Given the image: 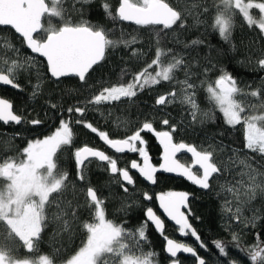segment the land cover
I'll use <instances>...</instances> for the list:
<instances>
[{
  "label": "snow or ice",
  "instance_id": "obj_1",
  "mask_svg": "<svg viewBox=\"0 0 264 264\" xmlns=\"http://www.w3.org/2000/svg\"><path fill=\"white\" fill-rule=\"evenodd\" d=\"M87 4L90 0H81ZM64 0H0V26H10L18 35L21 43L32 54L46 62V71L52 78L59 80L63 77H78L86 83L94 69L106 57L109 49L116 47L117 43H124L127 47L136 43V38L131 40L114 41L110 38V30L96 23L81 20L73 23L65 19ZM107 17L116 22H130L139 28L157 29L160 32L173 29V26L185 28L184 15L167 0H118L113 9L109 0H103L101 5ZM258 10V15L253 13ZM207 11V9H205ZM242 16L247 26L259 30L264 36V0H220L214 18L213 28L219 35L228 40L234 24V17ZM52 18H59L61 23L56 25ZM199 22V21H197ZM4 47L19 53L6 38ZM193 43H197L194 41ZM171 51V50H169ZM133 56H138V50H132ZM165 52L157 47L155 58L142 70L133 74L127 83L113 84L102 87L98 94L92 95L87 101L89 105H100L120 101L122 98L131 100L139 92L151 89L161 82H171L175 79V73L184 64L183 58L173 56L172 60L164 63L161 59ZM35 57L29 56L23 60L3 59L0 64V84L9 85L14 89H20L17 73L35 66ZM255 64L258 69L264 71V48H261ZM155 67L154 73L149 71ZM211 69L205 67L204 71ZM193 75L185 70V79L177 81L182 86L180 102L187 104L190 115L196 121L197 114L208 118L209 112H202L196 100L197 86L190 81ZM39 80V77L37 78ZM203 83V82H202ZM40 83L33 88V96L40 89ZM237 80L226 70L221 69V74L214 83H208L206 88L207 100L223 116V121L230 127L242 125L244 149L258 154L264 160V112L259 115L246 114V106L236 99L241 93ZM249 95L257 98L258 105H252L253 110L258 106L264 110V81L259 88L252 90ZM178 94L173 89L170 92L159 94L155 99V105L167 106L174 103ZM56 108V104H51ZM69 117L78 114L76 124L83 126L96 134L99 140L117 154H138L140 161L131 159L124 167L119 166L118 158L108 155L105 151L87 144L75 147L73 151L77 169V180L85 182L86 170L90 158L106 162L107 171L113 177H118L117 183L124 193L129 192L128 186H134L136 180L131 174L135 170L139 177L151 185L158 183V172L175 173L183 177L191 184L204 190H211L212 181L230 170L232 164L243 166L237 173L240 179L226 181L221 185V190L226 191L232 197L225 199L223 208L229 214V218L241 222L244 208L256 198L258 192L264 193V173L253 169L245 159L229 158V163L221 165L217 163L215 150L198 149L197 146L185 142H174L173 133L177 126L171 124L165 118L161 123L169 127V130H156L153 122L145 120L130 135L123 138H112L108 131L101 130L92 123L83 119L86 107L78 105L67 109ZM25 121V116L14 110L10 100L0 98V123L8 125L13 123L20 125ZM31 125L42 123L39 119H29ZM142 133H151L162 147V162L159 166L151 163L149 152L146 149L147 140ZM18 135V134H17ZM74 131L70 120L60 119L59 126L50 135L43 139L29 140L21 150V157L7 156L0 160V264H53L48 256H40L38 260L18 259L14 255L19 247H23L27 253L37 249L38 241L43 229L46 227V210L55 201L53 194L62 193L66 187L67 172H61L58 167L59 155L65 146L73 145ZM233 156L236 150L233 149ZM190 153L191 164L180 162L178 153ZM85 197L83 207L89 213L91 219L82 222L86 239L82 246L67 261L66 264H156L154 251H144L141 243L147 239V227L149 223L155 230L163 235L165 223L150 206L144 209L145 220L140 226L129 229L124 223L114 222L106 217L105 200L101 198L98 190L93 186L81 189ZM219 195V193H218ZM144 201L152 200L149 192L142 193ZM190 193L184 191L160 192L155 195L159 208L169 221L174 222L182 236L190 235L200 249L212 251L219 264H238L231 258V249L219 239L212 242L211 247L202 240L198 231L190 223L189 209ZM235 208L233 210V203ZM58 203V202H57ZM58 207L63 208L58 203ZM81 205L73 207L68 202L57 220L62 219L70 211L71 220H78ZM184 209H189L188 212ZM198 219V218H197ZM258 216L254 215L247 221L254 228ZM65 230L71 228L68 219L63 220ZM257 242L244 249L239 241L240 236L233 232L231 239L240 251H246L251 264H264V241ZM165 251L169 255L172 264H178V253H188L195 258L196 264H207V260L201 257L195 247L186 242H178L167 236ZM138 253V254H135Z\"/></svg>",
  "mask_w": 264,
  "mask_h": 264
},
{
  "label": "trees",
  "instance_id": "obj_2",
  "mask_svg": "<svg viewBox=\"0 0 264 264\" xmlns=\"http://www.w3.org/2000/svg\"><path fill=\"white\" fill-rule=\"evenodd\" d=\"M109 2L114 9L118 0ZM167 2L183 13L185 28L173 26V29L160 32L158 36L159 28L144 29L112 21L101 7L103 0H90L87 4H83L81 0H64L66 20L73 23L81 20L98 23L110 30V38L114 41L131 40L135 37L136 43L126 47L121 42L109 49L105 59L91 71L86 83L75 78L53 81L47 74L45 63L34 56L35 66L17 73L20 89L0 88V98L10 100L14 110L25 116V121L20 125L0 124V160L7 156L21 157V150L29 140L43 139L50 135L59 126L60 119L70 120L74 131L73 145L65 146L58 159L59 170L68 174L66 187L62 193L53 194L55 201L46 210V227L41 233L37 249L27 253L21 246L14 253L16 258L38 260L40 256L46 255L53 264H66L86 239L85 230L81 225L91 217L83 207L85 197L81 189H86L89 185L96 188L101 198L105 200L108 219L124 223L129 229L140 226L145 220L143 212L146 202L142 198L144 189L140 185L129 193L122 192L107 169L96 161L87 163L86 181L77 180L73 156L75 147L87 144L89 147L104 150L105 146L98 136L91 133L83 124L75 123V119L80 118L78 114L73 113L71 118L69 117L67 109L71 106L86 107L83 119L101 130L108 131L112 138H122L142 121L160 122L167 118L171 124L177 126L176 137L201 149H209L211 145L215 150L217 163L221 165L229 163L230 157L247 158L246 162L251 164L253 169L264 173V160L254 153L247 152L243 147L242 125L234 128L226 125L219 110L208 102L206 93L208 83H214L221 74V69L228 71L237 80L238 87L242 90L236 97L238 101L241 97L249 96L252 90L261 87L264 71L258 69L255 60L261 48H264V36L259 34L258 29L254 27L250 29L242 16L237 14L234 17L231 36L228 40L223 39L212 26L220 0H167ZM52 22L56 25L61 23L59 18H52ZM0 37L6 38L19 49V53H16L6 47L0 48V64L3 59L23 60L32 56L11 30L0 28ZM194 41L197 43H193ZM0 44L4 45V40H0ZM157 47L165 52L161 57L165 64L170 62L173 56L183 58L184 64L176 71L173 81H162L151 89L139 92L131 100L96 106L87 104L92 95L98 94L102 87L131 80L134 73L142 70L155 58ZM133 49L138 50V56H133ZM205 67L211 70L205 72ZM186 69L193 73L190 81L197 86L196 100L201 113H210L208 118H203L198 113L196 121H193L188 106L180 102L181 85L177 81L185 79ZM149 71L154 73L155 67ZM37 83H40L41 87L33 96V88ZM173 89L178 94L174 103L167 106L155 105V99L159 94ZM51 104H56L57 107L51 108ZM250 111L252 114H261L263 110L257 106L255 110L252 108ZM29 119H39L42 123L31 125L27 122ZM233 149L236 150L235 156ZM123 159L118 160L120 167L125 166ZM242 168L243 166L238 163L232 164L227 173L212 181L211 190L199 191L187 186L192 194L189 199L191 212L189 220L209 247L214 240L224 241L231 249L232 259L238 261V264H251L246 251H240L231 236L233 232L237 233L240 236L239 243L244 249L257 242V233L260 234L259 239L264 241V193H257L256 198L244 208L241 222H236L229 218V214L223 208L225 199L231 200L232 197L221 190V185L232 180L231 176L240 179L237 173ZM168 183L164 185H169ZM178 189L185 191L184 188ZM57 202L63 208L58 207ZM68 202H72L73 207L81 205L78 220H71L70 211L62 219L57 220L56 217L67 209ZM234 208L235 202L233 210ZM189 209H186V212ZM254 215L259 217L256 226L253 228L249 224L246 227L245 224ZM64 219H68L72 225L68 230L64 229ZM163 235L178 240L175 229L170 225L165 224ZM188 241L191 243V238H188ZM164 247V237L149 225L147 239L141 243V249L154 251L157 254L156 264H170L172 261L165 254ZM197 249L207 260V264H219L212 251L206 252L199 247ZM178 262L193 264V259L179 258Z\"/></svg>",
  "mask_w": 264,
  "mask_h": 264
},
{
  "label": "flooded vegetation",
  "instance_id": "obj_3",
  "mask_svg": "<svg viewBox=\"0 0 264 264\" xmlns=\"http://www.w3.org/2000/svg\"><path fill=\"white\" fill-rule=\"evenodd\" d=\"M1 88V87H0ZM142 122H144V121H142ZM142 122L140 123V124H137V125H135L131 130H129L126 134H128V135H130L131 134V132L132 131H134L137 127H139L141 124H142ZM153 122V126H154V128L156 129V130H158V131H160V130H169V127L168 126H166V125H163L162 123H161V121L159 122V121H152ZM142 135H144V137H145V139L147 140V144H146V149H147V151L149 152V156H150V160H151V163H153L154 165H156V166H159V164H160V161H161V154H162V147L160 146V144H159V142L157 141V139L155 138V136L154 135H152L151 133H142ZM123 138V137H122ZM173 138H174V142H176V143H179V142H185V143H188L187 141H185V140H182V139H180V138H178V137H176V132L175 133H173ZM189 144H192V143H189ZM194 145V144H193ZM105 146V148H104V150L103 151H105L108 155H111V156H113L114 158H118V160L119 159H121V158H124L123 160L125 161V164H126V162H129L131 159H137L138 160V162H142V161H140V158H139V156H138V154H134V153H126V154H117V153H115L114 151H112V149H109L106 145H104ZM196 146V145H195ZM198 149H201L200 147H198ZM179 160H180V162H182V163H185V164H191V157H190V155H188V153H183V154H181V155H179L178 157H177ZM91 161H96V160H90V161H88V162H86V163H89V162H91ZM98 164H100L98 161H96ZM124 164V165H125ZM100 165H102V166H104L106 169H107V165H106V163L105 164H100ZM109 173V175L114 179V180H118V177H113L111 174H110V172H108ZM131 174L134 176V178H135V180H136V183H135V185L134 186H128L129 187V192L131 191V190H134L138 185H140L141 187H142V189H144V192L145 191H147V192H149L150 193V195L152 196V200H150V201H145L146 202V207H148V206H150V207H152L153 209H154V211L156 212V214L157 215H159L160 216V214H159V212H158V208H157V204H156V199H155V195L157 194V193H160V192H168V191H177V192H179V191H183V190H181V189H178V187L179 188H184L185 189V191L184 192H188V193H190L189 192V190L187 189L188 187H190V188H193L194 190H198V189H196V188H194V187H192V186H190L189 184H187L185 181H183L182 179H177V178H174V177H170V176H166V175H162V174H157V176H158V183L157 184H155L153 187H149L148 185H146L138 176H137V174L136 173H134V172H131ZM214 181V180H213ZM167 182H169L168 184L169 185H164L165 183H167ZM188 186V187H187ZM120 188V187H119ZM121 190V189H120ZM122 191V190H121ZM200 191V190H199ZM123 192V191H122ZM128 192V193H129ZM143 193V192H142ZM191 196H192V194H190V196H189V199L191 198ZM142 198H143V196H142ZM184 211H186V209L184 210ZM161 217V216H160ZM161 219L163 220V218L161 217ZM164 221V220H163ZM164 223L165 224H167V225H170V224H168L167 222H165L164 221ZM149 225H150V223H149ZM151 226V225H150ZM170 226H172V225H170ZM152 227V226H151ZM174 229H175V232H176V235H177V237H178V242H186V243H189V241H188V238H191V240H192V242H195V240L191 237V236H189V235H187V236H182L180 233H179V231H178V229H177V227H174V226H172ZM153 228V227H152ZM155 231V230H154ZM156 232V231H155ZM157 233V232H156ZM158 234H160V233H158ZM160 235H162V234H160ZM163 237H165V235H162ZM170 239H172V238H170ZM177 240V239H176ZM164 241H165V244H166V240L164 239ZM192 242L191 243H189L190 245H192L193 247H195L196 249H197V247H199L198 246V244L195 242V244L197 245V246H195V244H192ZM198 250V249H197ZM199 253V252H198ZM199 255L201 256V257H203L200 253H199ZM171 264V263H170ZM193 264H196V260H195V258L193 259Z\"/></svg>",
  "mask_w": 264,
  "mask_h": 264
},
{
  "label": "water",
  "instance_id": "obj_4",
  "mask_svg": "<svg viewBox=\"0 0 264 264\" xmlns=\"http://www.w3.org/2000/svg\"><path fill=\"white\" fill-rule=\"evenodd\" d=\"M121 23H123V24H125V25H134V24H132V23H130V22H121ZM0 28L1 29H9V30H11L13 33H14V30L13 29H11L10 28V26H0ZM15 34V33H14ZM17 37H18V35L17 34H15ZM19 38V37H18ZM20 39V38H19ZM25 47V46H24ZM25 49H26V47H25ZM32 56H35V57H37V58H39L40 60H42L43 61V59L42 58H40V57H38V56H36L35 54H32L31 52H30V50H28V49H26ZM44 62V61H43ZM45 63V65H46V62H44ZM97 66V65H96ZM95 67V66H94ZM48 74V73H47ZM48 76L53 80V81H60V80H62V79H68V78H75V79H77V80H79L78 79V77H74V76H69V77H63V78H61V79H59V80H56L55 78H52L51 76H50V74H48ZM80 81V80H79ZM81 82V81H80ZM0 87L1 88H6V89H13L11 86H9V85H2V84H0ZM1 125H3L2 123H0ZM9 124H12V125H15V124H13V123H9ZM8 124V125H9ZM112 151H114V150H112ZM184 153H186V152H184ZM181 154H183V153H178L177 154V157L179 156V155H181ZM188 155H190V157H191V154L190 153H188ZM161 156H162V154H161ZM90 160H96L95 158H90ZM96 161H98V160H96ZM100 164H105L106 162H101V161H98ZM162 162V160L160 161V163ZM132 172H134V173H136L137 174V176L139 177V174L135 171V170H132ZM111 174V173H110ZM157 174H162V175H166V176H170V177H174V178H177V179H182L183 181H185L187 184H189L190 186H192V187H194V188H196V189H198V190H200V191H204V189H201V188H199L198 186H196V185H193V184H191L189 181H187L186 179H184L183 177H180V176H178V175H176L175 173H164V172H158ZM112 175V174H111ZM146 185H148L149 187H153L154 185H151V184H149V183H147L146 181H144L141 177H139ZM156 204H157V208H158V212H159V214H160V216L163 218V220L165 221V222H167L168 224H170V225H172V226H174V227H176L175 225H174V222H172V221H169L168 219H167V217L163 214V211H162V209H160L159 208V203H158V201H156ZM185 210V209H184ZM153 227V229L155 230V228H154V226H152ZM156 231V230H155ZM157 232V231H156ZM157 233H159V232H157ZM165 248H166V244H165V247H164V251H165ZM165 254L167 255V257L170 259V257H169V255L166 253V251H165ZM179 258H186V259H194V257H192L191 256V254H188V253H178V256H177V258H175V259H177V261H178V259ZM171 260V259H170ZM172 264V263H171ZM178 264H179V262H178Z\"/></svg>",
  "mask_w": 264,
  "mask_h": 264
},
{
  "label": "rangeland",
  "instance_id": "obj_5",
  "mask_svg": "<svg viewBox=\"0 0 264 264\" xmlns=\"http://www.w3.org/2000/svg\"><path fill=\"white\" fill-rule=\"evenodd\" d=\"M258 10H253V13L254 14H256V15H258V12H257ZM4 47V45H1L0 44V48H3ZM182 86H181V96L180 97H182ZM127 98H122V100H126ZM122 100H120V101H114V102H111V103H119V102H121ZM243 105H245L246 106V114H252L251 113V109H252V105H258L259 104V101L257 100V98H253V97H251L250 95L249 96H247V97H241V99L239 100ZM111 103H102V104H100V105H105V104H111ZM185 105H187V104H185ZM96 106V105H95ZM188 106V105H187ZM188 109H190L189 108V106H188ZM262 112H264V110L262 111ZM262 112H261V114H262ZM255 115H259V114H255ZM125 127V126H124ZM246 150V149H245ZM247 152H249L248 150H246ZM255 154V153H254ZM257 156H259L258 154H256ZM231 178H232V180H229V181H233V178H234V176H231ZM236 178V177H235ZM231 197V196H230ZM172 239H174V240H176L175 238H172ZM176 241H178V240H176Z\"/></svg>",
  "mask_w": 264,
  "mask_h": 264
}]
</instances>
